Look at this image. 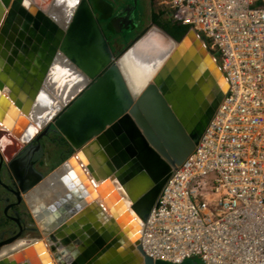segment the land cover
<instances>
[{"label":"water","instance_id":"95a60500","mask_svg":"<svg viewBox=\"0 0 264 264\" xmlns=\"http://www.w3.org/2000/svg\"><path fill=\"white\" fill-rule=\"evenodd\" d=\"M137 1L119 8L109 0H0V19L6 12L0 92L28 118L15 110L21 125L13 133L14 120L6 123L1 116L0 169L39 232L0 244L7 249L27 243L0 257V264H53L52 254L56 264H167L129 239L144 225L170 175L195 150L227 83L193 32L176 41L152 24L124 51L114 52L108 34L138 30ZM125 65L135 73V87ZM50 129L69 153L44 177L23 157L32 139ZM56 183L62 190L43 211L54 228L49 236L27 197Z\"/></svg>","mask_w":264,"mask_h":264},{"label":"built area","instance_id":"2783aa9c","mask_svg":"<svg viewBox=\"0 0 264 264\" xmlns=\"http://www.w3.org/2000/svg\"><path fill=\"white\" fill-rule=\"evenodd\" d=\"M154 9L200 39L227 91L167 180L140 246L167 264H264V0H157Z\"/></svg>","mask_w":264,"mask_h":264},{"label":"flooded vegetation","instance_id":"af4514ba","mask_svg":"<svg viewBox=\"0 0 264 264\" xmlns=\"http://www.w3.org/2000/svg\"><path fill=\"white\" fill-rule=\"evenodd\" d=\"M109 1L112 2L111 0ZM127 1L128 0H123L124 3ZM115 7L117 6L115 5ZM37 146H40L39 151L32 150V147L35 148ZM26 148H28V151H26L25 157H23V163L32 164L34 170L44 177L50 174L64 159H66L69 153V147L66 145V143L61 142V137L54 133L51 129L47 131L46 134H44V131H41L35 138L32 139ZM88 177L90 178V176ZM14 187L15 185L12 184L7 172L1 168L0 244H3L9 240H13L17 237L34 238L39 236L34 219L26 204L23 201L18 203L15 196L11 193ZM143 209L142 211H145L148 209V207H144ZM104 210L105 212L107 211L106 209ZM3 248L4 246L0 247V254H2L1 252L5 250Z\"/></svg>","mask_w":264,"mask_h":264},{"label":"bare ground","instance_id":"6f19581e","mask_svg":"<svg viewBox=\"0 0 264 264\" xmlns=\"http://www.w3.org/2000/svg\"><path fill=\"white\" fill-rule=\"evenodd\" d=\"M5 15H6V12H4V15L1 17L0 19V26L2 25V22L5 18ZM1 70V69H0ZM124 71L126 72L125 74H127V80L129 82V84L133 87L136 86V84L138 83L137 82V79L135 77V73L132 71L131 68H129L128 66L125 65L124 67ZM56 77H57V74H56ZM52 80V77L50 78L49 81ZM138 85V84H137ZM46 94V93H45ZM49 94L51 97H48ZM46 94L48 100L50 99V101H52V92L48 91V93ZM46 98V97H45ZM43 101H46L45 99H42ZM42 101V103H43ZM41 103V104H42ZM43 105V104H42ZM15 110L18 112V115L19 118H23V119H28L27 117L25 118V116H23V114L21 113V111L17 110L15 107H14V104L13 102L11 101V99L8 97V95L4 92H0V118L1 116H4L5 117V122L7 123L9 120H14L13 122V133H18L19 131V127L16 129V125H19L21 123V119H19V121L14 117V112ZM44 116V115H43ZM15 119H13V118ZM21 125V124H20ZM0 128H3L2 124H0ZM34 128V133L36 131H38V128L37 126H33ZM14 135V134H13ZM78 165L81 167V165L79 164L78 162ZM83 173H84V177L86 178L87 182L89 181L90 184H92L93 186H97L92 180L91 178H89L88 174L85 173V170H82ZM91 185V186H92ZM38 192L37 194H32V197H27V202H28V205L29 207L31 208L33 214H34V217L36 218L38 224L41 226L42 230L44 232H47L49 234V232H53L54 228H52V225L49 224V221H48V217L43 213V211L49 206L51 200L54 199V195L55 193H60L61 190H62V187L59 186V184H54V186L52 187V189H48V190H44L43 187H40L38 188ZM107 212V211H106ZM109 213V212H108ZM46 222V224H45ZM49 224V225H48ZM48 225V226H47ZM47 226V227H46ZM142 230H143V226L139 225L136 229V232H135V235L133 236L135 239H129L131 242L132 240L133 241H140L141 237H142ZM47 236V235H46ZM50 236V234H49ZM46 242H44V245H45ZM50 243V242H49ZM57 243H54L52 241V246L54 248H56ZM24 246H27V243H25L24 241H20L14 245H12L10 248L8 249H5L4 251H2L0 254V257L6 255L8 252L10 251H13V250H20L21 248H24ZM36 252L38 253V256H39V250H36ZM56 252L57 254H59L60 256V260H64V256L62 255V251L60 250V248H56ZM49 253V252H48ZM51 256V254H50ZM54 255L52 254V263L53 264H56L55 262V258L53 257ZM39 261L41 262V257L38 258ZM46 264V263H44Z\"/></svg>","mask_w":264,"mask_h":264},{"label":"trees","instance_id":"16d2710c","mask_svg":"<svg viewBox=\"0 0 264 264\" xmlns=\"http://www.w3.org/2000/svg\"><path fill=\"white\" fill-rule=\"evenodd\" d=\"M113 4L115 5L116 3ZM150 17L153 25H156L161 29H163L167 33V35H169L171 38H173L176 41H180L187 34V28L180 27L176 24H172L162 19V12H153ZM141 34H143V32ZM128 35L129 34H122L120 36H115L114 39L109 38V43L114 52L120 53L124 51L125 48H127L131 44L133 38L131 40H128L127 39ZM114 45H120L121 48L118 50L117 48L114 47ZM61 142H64L62 138H61Z\"/></svg>","mask_w":264,"mask_h":264},{"label":"rangeland","instance_id":"374dc122","mask_svg":"<svg viewBox=\"0 0 264 264\" xmlns=\"http://www.w3.org/2000/svg\"><path fill=\"white\" fill-rule=\"evenodd\" d=\"M113 3H116L115 5L119 8H121L122 6H131L133 3V0H128L126 3L123 2V0H111ZM157 3V0H138L137 1V15L139 17V22L140 25L137 28L138 30H136V32H132L127 36L128 40H131L134 37H137L138 35H140L142 32L146 31L148 28H150L152 26L151 24V20H150V16H151V10H150V14L145 18V11L146 9L151 8V7H155ZM162 16L166 17V20L170 22V17L168 16L167 12L165 11V9H162ZM109 38L114 39L115 36H112L110 34H108ZM134 36V37H133ZM115 48H117L118 50L121 48L120 45H114ZM194 263L195 264H199V260L197 258L194 259Z\"/></svg>","mask_w":264,"mask_h":264},{"label":"crops","instance_id":"0c3cea01","mask_svg":"<svg viewBox=\"0 0 264 264\" xmlns=\"http://www.w3.org/2000/svg\"><path fill=\"white\" fill-rule=\"evenodd\" d=\"M151 8H152V9H151ZM151 8L148 7V9H146V11H145V18L150 14V10L152 11L151 14H152L153 12H158L157 10L154 9V7H151ZM18 127H19V125H16V129H17Z\"/></svg>","mask_w":264,"mask_h":264}]
</instances>
